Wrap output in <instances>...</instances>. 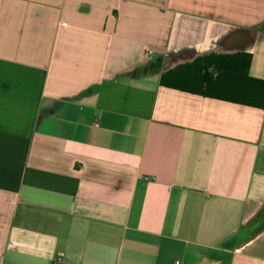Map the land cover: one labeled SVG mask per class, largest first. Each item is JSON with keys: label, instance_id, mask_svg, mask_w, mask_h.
I'll return each mask as SVG.
<instances>
[{"label": "crops", "instance_id": "obj_1", "mask_svg": "<svg viewBox=\"0 0 264 264\" xmlns=\"http://www.w3.org/2000/svg\"><path fill=\"white\" fill-rule=\"evenodd\" d=\"M262 213L264 0H0V264H264Z\"/></svg>", "mask_w": 264, "mask_h": 264}, {"label": "built area", "instance_id": "obj_2", "mask_svg": "<svg viewBox=\"0 0 264 264\" xmlns=\"http://www.w3.org/2000/svg\"><path fill=\"white\" fill-rule=\"evenodd\" d=\"M97 126H98V124H97ZM147 179H149V178H147ZM176 264H180V261H177Z\"/></svg>", "mask_w": 264, "mask_h": 264}, {"label": "trees", "instance_id": "obj_3", "mask_svg": "<svg viewBox=\"0 0 264 264\" xmlns=\"http://www.w3.org/2000/svg\"><path fill=\"white\" fill-rule=\"evenodd\" d=\"M261 216H264V214L262 213Z\"/></svg>", "mask_w": 264, "mask_h": 264}]
</instances>
